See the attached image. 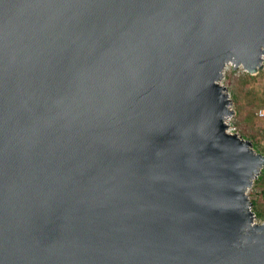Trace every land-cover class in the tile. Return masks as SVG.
I'll return each mask as SVG.
<instances>
[{"label":"water","instance_id":"water-1","mask_svg":"<svg viewBox=\"0 0 264 264\" xmlns=\"http://www.w3.org/2000/svg\"><path fill=\"white\" fill-rule=\"evenodd\" d=\"M229 64L264 0H0V264H264Z\"/></svg>","mask_w":264,"mask_h":264},{"label":"rangeland","instance_id":"rangeland-1","mask_svg":"<svg viewBox=\"0 0 264 264\" xmlns=\"http://www.w3.org/2000/svg\"><path fill=\"white\" fill-rule=\"evenodd\" d=\"M222 83L227 86L235 110V124L240 134L253 142L254 148L264 154V118L256 114L264 107V68L255 74L243 67L229 64ZM257 222H264V168L253 186L248 189Z\"/></svg>","mask_w":264,"mask_h":264},{"label":"built area","instance_id":"built-area-1","mask_svg":"<svg viewBox=\"0 0 264 264\" xmlns=\"http://www.w3.org/2000/svg\"><path fill=\"white\" fill-rule=\"evenodd\" d=\"M227 67H228V65L226 66L225 70L227 69ZM231 109H233L232 105H231ZM256 114L259 117L264 118V107H261L258 111H256ZM234 117H235V110L233 109V113L231 115L227 116V118L225 120V122H226V124L228 126L227 132L240 134V131H239L238 127L235 124Z\"/></svg>","mask_w":264,"mask_h":264},{"label":"trees","instance_id":"trees-1","mask_svg":"<svg viewBox=\"0 0 264 264\" xmlns=\"http://www.w3.org/2000/svg\"><path fill=\"white\" fill-rule=\"evenodd\" d=\"M256 216H258V214Z\"/></svg>","mask_w":264,"mask_h":264},{"label":"bare ground","instance_id":"bare-ground-1","mask_svg":"<svg viewBox=\"0 0 264 264\" xmlns=\"http://www.w3.org/2000/svg\"><path fill=\"white\" fill-rule=\"evenodd\" d=\"M231 115V114H230ZM229 116V115H228Z\"/></svg>","mask_w":264,"mask_h":264}]
</instances>
